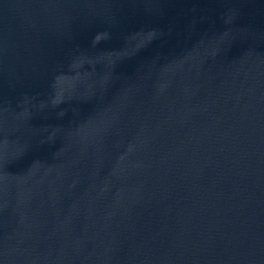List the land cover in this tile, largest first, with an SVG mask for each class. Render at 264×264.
Listing matches in <instances>:
<instances>
[{
	"label": "water",
	"instance_id": "1",
	"mask_svg": "<svg viewBox=\"0 0 264 264\" xmlns=\"http://www.w3.org/2000/svg\"><path fill=\"white\" fill-rule=\"evenodd\" d=\"M0 264H264V0H0Z\"/></svg>",
	"mask_w": 264,
	"mask_h": 264
}]
</instances>
